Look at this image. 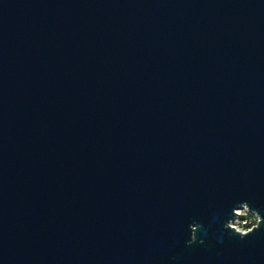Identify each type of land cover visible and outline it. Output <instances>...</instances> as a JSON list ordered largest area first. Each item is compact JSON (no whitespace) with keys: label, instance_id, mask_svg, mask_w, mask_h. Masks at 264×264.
<instances>
[{"label":"water","instance_id":"1","mask_svg":"<svg viewBox=\"0 0 264 264\" xmlns=\"http://www.w3.org/2000/svg\"><path fill=\"white\" fill-rule=\"evenodd\" d=\"M240 201L264 217V0H0V264H264Z\"/></svg>","mask_w":264,"mask_h":264},{"label":"clouds","instance_id":"2","mask_svg":"<svg viewBox=\"0 0 264 264\" xmlns=\"http://www.w3.org/2000/svg\"><path fill=\"white\" fill-rule=\"evenodd\" d=\"M262 222H264V217L253 210L247 201H240L238 206L232 209L231 218L224 222L223 228L225 231L243 239L257 230ZM188 227L189 239L186 241L187 245L203 244L204 241L197 236L202 225L194 222L189 224Z\"/></svg>","mask_w":264,"mask_h":264}]
</instances>
